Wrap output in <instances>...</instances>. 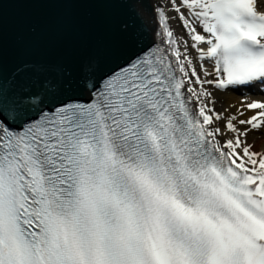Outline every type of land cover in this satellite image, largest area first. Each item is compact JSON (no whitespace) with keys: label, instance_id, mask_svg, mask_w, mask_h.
<instances>
[{"label":"snow or ice","instance_id":"6c2138e0","mask_svg":"<svg viewBox=\"0 0 264 264\" xmlns=\"http://www.w3.org/2000/svg\"><path fill=\"white\" fill-rule=\"evenodd\" d=\"M92 2L155 27L40 90L0 60V264H264V0Z\"/></svg>","mask_w":264,"mask_h":264},{"label":"water","instance_id":"95a60500","mask_svg":"<svg viewBox=\"0 0 264 264\" xmlns=\"http://www.w3.org/2000/svg\"><path fill=\"white\" fill-rule=\"evenodd\" d=\"M151 17V0L142 5ZM133 5H99L92 0H3L0 60L5 84L20 70L23 82L40 90L64 70L93 62L99 73L114 69L150 40ZM127 25V31L123 30ZM40 72H34L33 66Z\"/></svg>","mask_w":264,"mask_h":264},{"label":"bare ground","instance_id":"6f19581e","mask_svg":"<svg viewBox=\"0 0 264 264\" xmlns=\"http://www.w3.org/2000/svg\"><path fill=\"white\" fill-rule=\"evenodd\" d=\"M152 4L155 3V0H151ZM161 6H163V0H160ZM172 27L179 33L180 27L175 22H171ZM216 99H217V104L215 107L217 110L222 111L225 107H227L229 104H235L237 107L240 105V100L241 97L243 96H234L230 92H216ZM232 111H235L233 108ZM251 114V113H249ZM247 142L249 144L253 145V150L260 152L264 151V129H260L258 131L254 130L252 131L248 137H247Z\"/></svg>","mask_w":264,"mask_h":264}]
</instances>
